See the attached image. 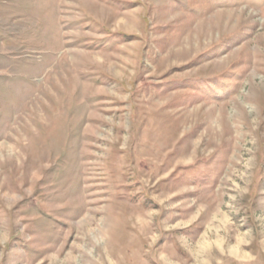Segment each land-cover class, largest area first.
<instances>
[{
    "label": "rangeland",
    "instance_id": "rangeland-1",
    "mask_svg": "<svg viewBox=\"0 0 264 264\" xmlns=\"http://www.w3.org/2000/svg\"><path fill=\"white\" fill-rule=\"evenodd\" d=\"M0 264H264V0H0Z\"/></svg>",
    "mask_w": 264,
    "mask_h": 264
},
{
    "label": "crops",
    "instance_id": "crops-1",
    "mask_svg": "<svg viewBox=\"0 0 264 264\" xmlns=\"http://www.w3.org/2000/svg\"><path fill=\"white\" fill-rule=\"evenodd\" d=\"M131 10V9H130ZM129 10V11H130ZM128 11V12H129ZM34 211H33V213H35V214H37V216H35L34 217V222L32 223V225H35V227L33 228L35 231H37V229H38V223H41L43 220H44V214L46 213V214H48V213H50L49 211L47 212V211H45L44 209L42 210V209H33ZM39 211V212H38ZM37 222V223H36ZM28 226H31V224L30 223H28L27 224ZM30 228L32 229V227H29V229L28 230H30ZM40 230V229H39Z\"/></svg>",
    "mask_w": 264,
    "mask_h": 264
},
{
    "label": "bare ground",
    "instance_id": "bare-ground-1",
    "mask_svg": "<svg viewBox=\"0 0 264 264\" xmlns=\"http://www.w3.org/2000/svg\"><path fill=\"white\" fill-rule=\"evenodd\" d=\"M88 220H89V219H88ZM83 222H84V221H83ZM85 222H87V221L85 220ZM85 222H84V223H85ZM82 226H83V225H82ZM85 227H86V226H85ZM82 228H83V227H82Z\"/></svg>",
    "mask_w": 264,
    "mask_h": 264
}]
</instances>
